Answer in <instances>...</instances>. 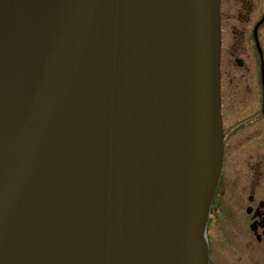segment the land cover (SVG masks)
I'll list each match as a JSON object with an SVG mask.
<instances>
[{
    "label": "water",
    "instance_id": "obj_1",
    "mask_svg": "<svg viewBox=\"0 0 264 264\" xmlns=\"http://www.w3.org/2000/svg\"><path fill=\"white\" fill-rule=\"evenodd\" d=\"M219 7L0 0V264H210Z\"/></svg>",
    "mask_w": 264,
    "mask_h": 264
},
{
    "label": "flooded vegetation",
    "instance_id": "obj_2",
    "mask_svg": "<svg viewBox=\"0 0 264 264\" xmlns=\"http://www.w3.org/2000/svg\"><path fill=\"white\" fill-rule=\"evenodd\" d=\"M219 14L221 101L226 86L249 84L248 89L233 94L235 99L249 100L256 85L262 109L251 114L264 116V0H220ZM222 120L226 147L228 137L239 128L225 127ZM224 167L207 226L210 264H264V199H257L253 191L248 204H224V195H232L225 184ZM227 225L237 229L239 240L230 236Z\"/></svg>",
    "mask_w": 264,
    "mask_h": 264
},
{
    "label": "rangeland",
    "instance_id": "obj_3",
    "mask_svg": "<svg viewBox=\"0 0 264 264\" xmlns=\"http://www.w3.org/2000/svg\"><path fill=\"white\" fill-rule=\"evenodd\" d=\"M248 86L249 84L237 88H234V85L229 88L226 86L222 93L224 125H238L239 128L228 137L225 147V184L232 195H224V204L230 206L241 207L242 204H248V196L253 191L257 199H264V116L255 117L251 114L262 109L261 100L258 98L259 88L252 86V96L249 100L235 99L233 95L243 92ZM227 226L230 227V236L239 240L237 237L240 233L237 229L231 225Z\"/></svg>",
    "mask_w": 264,
    "mask_h": 264
},
{
    "label": "bare ground",
    "instance_id": "obj_4",
    "mask_svg": "<svg viewBox=\"0 0 264 264\" xmlns=\"http://www.w3.org/2000/svg\"><path fill=\"white\" fill-rule=\"evenodd\" d=\"M50 11H51V10H49L48 13H49ZM44 16L46 17L45 12H44ZM28 30H29L30 33H32L33 31L36 30V28L34 29L33 21H31V22L29 23V29H28ZM10 46H11V40H10V37H7V39H6V45L4 46L5 49H3V51H4L3 55L6 54V52L9 51V47H10ZM1 50H2V48H0V51H1Z\"/></svg>",
    "mask_w": 264,
    "mask_h": 264
}]
</instances>
